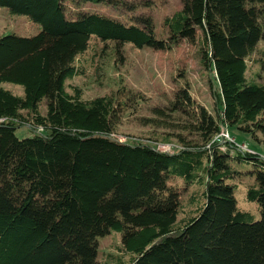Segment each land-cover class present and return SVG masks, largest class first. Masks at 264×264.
Returning a JSON list of instances; mask_svg holds the SVG:
<instances>
[{
    "label": "trees",
    "instance_id": "1",
    "mask_svg": "<svg viewBox=\"0 0 264 264\" xmlns=\"http://www.w3.org/2000/svg\"><path fill=\"white\" fill-rule=\"evenodd\" d=\"M104 1L0 0L40 26L34 36L0 38V84L23 89L0 86V264H97L99 239L110 233L121 236L125 264H264V153L215 141L235 128L264 143V84L247 78V59L264 41V0H188L166 20L167 40L88 8ZM92 39L118 56L126 45L200 46L215 114L195 106L187 85L170 106L199 141L178 135L184 147L165 153L114 138L124 103L66 87L86 74L77 60ZM25 124L33 135L20 139ZM177 181L192 188L182 219ZM240 187L256 211L239 207Z\"/></svg>",
    "mask_w": 264,
    "mask_h": 264
},
{
    "label": "rangeland",
    "instance_id": "2",
    "mask_svg": "<svg viewBox=\"0 0 264 264\" xmlns=\"http://www.w3.org/2000/svg\"><path fill=\"white\" fill-rule=\"evenodd\" d=\"M188 0H106L101 4H92L88 8L100 11L111 17L146 27L147 31L158 39L167 40L170 31L165 22L176 12L183 9ZM40 31V26L27 16H12L7 9L0 7V38L10 34L30 37ZM200 47V46H199ZM197 45L186 41L172 44L168 50H138L126 45L122 56H118L111 44H104L92 39L88 51L77 60L86 74L67 82L68 92L79 88L85 100L114 95L124 103L121 116L113 137L131 144H149L165 153L181 150L186 142H198L199 135L185 131L189 117L182 112L170 110L175 100V93L180 86L187 85L195 106L204 107L210 114H215L217 87L211 75L205 72L198 55ZM247 78L264 84V41H260L256 51L247 59ZM14 94L23 95V89L12 84H0ZM45 112V103L41 105ZM159 111L164 115H160ZM192 115V111H191ZM193 116V115H192ZM142 119H147L143 123ZM230 131V132H229ZM227 131L231 139L248 145L250 151L264 153V143L254 140L235 128ZM41 130L38 131L40 133ZM20 139L33 135L28 124L17 129ZM167 139L168 143H164ZM259 136V140H263ZM242 147V146H240ZM181 191L184 210L180 219L190 216L188 194L192 188H184L181 182L175 184ZM239 207L256 211L254 205L245 202L244 187L236 193ZM257 218L259 217V213ZM121 236L110 233L99 239L97 264L127 263L129 257L120 251Z\"/></svg>",
    "mask_w": 264,
    "mask_h": 264
},
{
    "label": "built area",
    "instance_id": "3",
    "mask_svg": "<svg viewBox=\"0 0 264 264\" xmlns=\"http://www.w3.org/2000/svg\"><path fill=\"white\" fill-rule=\"evenodd\" d=\"M215 141H217V142H225V143L226 142L236 143L234 139L233 140L231 139V136L228 134V132L225 129L222 130V132L220 133L219 136H217V138L215 139ZM237 146L242 151H250V149L248 148L247 145H238L237 144ZM240 146H242V147H240Z\"/></svg>",
    "mask_w": 264,
    "mask_h": 264
}]
</instances>
